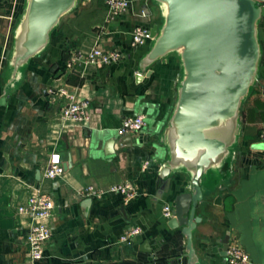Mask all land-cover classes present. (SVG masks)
I'll return each instance as SVG.
<instances>
[{"label": "crops", "instance_id": "0c3cea01", "mask_svg": "<svg viewBox=\"0 0 264 264\" xmlns=\"http://www.w3.org/2000/svg\"><path fill=\"white\" fill-rule=\"evenodd\" d=\"M92 1L80 0L50 32L46 48L16 64V32L27 0H0V264H190L187 239L168 227L163 208L192 190L191 173L168 176V193L156 199L169 157L164 133L176 104L180 60L173 53L147 64L152 42L138 48L131 42L135 27L163 24L159 3L134 0L129 15L108 23L106 10L90 22L79 20L75 14L94 7ZM82 23L85 29L78 27ZM258 37L259 75L241 107L239 143L232 158L212 166L201 181L204 198L196 211L201 222L193 231L192 264H228L226 236L253 264H264V148L257 147L264 127V18ZM95 48L118 50L119 62L68 68L74 54ZM60 88L90 102L89 122L64 120L66 102L55 93ZM138 115L145 116L146 127L133 136V146L108 155L106 145L121 138L123 120ZM54 155L68 169L52 181L44 174ZM124 182L137 186L139 198L82 196L88 188L107 190ZM36 193L51 195L55 203L51 238L39 261L28 246L31 219L18 212ZM134 228L145 234L152 255L141 251L143 239L136 238V249L120 243Z\"/></svg>", "mask_w": 264, "mask_h": 264}, {"label": "water", "instance_id": "95a60500", "mask_svg": "<svg viewBox=\"0 0 264 264\" xmlns=\"http://www.w3.org/2000/svg\"><path fill=\"white\" fill-rule=\"evenodd\" d=\"M155 1L163 24L151 28L152 49L145 62L174 53L181 64L176 104L164 133L169 157L160 172L161 188L156 199L168 193V176L177 171L191 173L192 190L175 197L168 227L181 230L186 237L192 264L193 231L201 222L196 211L204 198L202 178L212 166L225 165L232 158L241 134V107L258 79L262 53L258 26L264 18V0ZM79 3L80 0H27L16 32L15 63L24 64L41 53L50 32ZM132 146L131 135L121 136L118 141L113 138L106 145V153L114 155L120 148ZM257 147L264 148V144ZM64 167L68 169V165ZM136 238L143 239L142 252L154 253L145 234L128 242L134 249ZM229 242V236L222 241L224 256Z\"/></svg>", "mask_w": 264, "mask_h": 264}, {"label": "built area", "instance_id": "2783aa9c", "mask_svg": "<svg viewBox=\"0 0 264 264\" xmlns=\"http://www.w3.org/2000/svg\"><path fill=\"white\" fill-rule=\"evenodd\" d=\"M107 7L105 16L106 23L115 19L127 16L133 9L134 0H104ZM148 13L146 10L141 12V17L146 18ZM151 40V29L145 26H137L131 34L132 46L135 48L145 46ZM120 52L113 50L104 52L99 48L93 49L90 53L74 54L68 68H74L77 65H94V64H113L120 60ZM57 95L65 99V106L62 110L64 120L75 124L83 125L90 120V102L80 100L75 91L66 88H60L55 92ZM146 127V118L143 115L125 118L118 129L120 136H135L141 133ZM259 143L264 144V127L258 134ZM147 167V164H145ZM66 173L64 164L58 155H54L45 170V178L47 180H57L62 178ZM107 195H119L126 202L133 201L140 196L137 186L132 182H124L113 185L107 190H95L88 188L82 194L83 197L102 198ZM173 208L171 204H167L163 208V216L166 220L173 218ZM55 211V203L51 195L44 193H36L27 201V204L18 208V212L27 214L31 219V228L28 234V246L30 256L33 260L39 261L45 257L46 246L51 238V229L49 220ZM141 234L140 228H134L127 231L120 239L121 244H127L136 236ZM228 264H253L250 255L238 243L230 244L227 251Z\"/></svg>", "mask_w": 264, "mask_h": 264}, {"label": "trees", "instance_id": "16d2710c", "mask_svg": "<svg viewBox=\"0 0 264 264\" xmlns=\"http://www.w3.org/2000/svg\"><path fill=\"white\" fill-rule=\"evenodd\" d=\"M92 2L94 4V7L83 10L80 15H78V13L75 14L79 20L82 19L83 22L87 20V23L88 21L90 22L92 21V19L99 17L105 10V12H107V7L104 4V0H93ZM84 26L85 25H83V23L78 25V27H82L83 29H85L86 26Z\"/></svg>", "mask_w": 264, "mask_h": 264}, {"label": "rangeland", "instance_id": "374dc122", "mask_svg": "<svg viewBox=\"0 0 264 264\" xmlns=\"http://www.w3.org/2000/svg\"><path fill=\"white\" fill-rule=\"evenodd\" d=\"M84 1V0H83Z\"/></svg>", "mask_w": 264, "mask_h": 264}]
</instances>
